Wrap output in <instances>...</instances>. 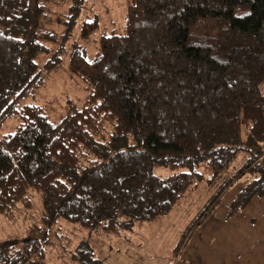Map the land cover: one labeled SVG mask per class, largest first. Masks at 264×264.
<instances>
[{"label":"trees","instance_id":"trees-1","mask_svg":"<svg viewBox=\"0 0 264 264\" xmlns=\"http://www.w3.org/2000/svg\"><path fill=\"white\" fill-rule=\"evenodd\" d=\"M85 1L54 22L48 0H0V216L40 204L21 240L0 243V264H61L69 251L104 264L73 254V239L133 233L204 186L179 250L237 182L229 217L264 197V0H127L93 56L79 43L100 27ZM64 56L85 98L51 120L27 101Z\"/></svg>","mask_w":264,"mask_h":264},{"label":"rangeland","instance_id":"rangeland-1","mask_svg":"<svg viewBox=\"0 0 264 264\" xmlns=\"http://www.w3.org/2000/svg\"><path fill=\"white\" fill-rule=\"evenodd\" d=\"M71 3L72 0H48L47 7L54 22L56 19L63 20L65 18ZM126 3L127 0L85 1L82 8V18L89 21L97 18L100 25L94 36L79 42L88 50L89 56H93L97 51V40L100 36L109 34L114 29L122 28L125 21ZM54 29L57 32L64 30L58 24ZM78 34L79 30L77 29L75 36L71 38L66 48V52L73 42H78ZM54 50L55 48L50 51L53 52ZM46 58H40V66L46 62ZM63 61L65 62L63 66L51 73L45 80L43 87L27 101V104H34L43 108L51 120H58L64 115L68 101L80 105L85 98L80 80L71 77L66 71L67 59L65 56ZM15 125L14 122H8L2 132H9ZM200 187V189L191 190L168 215L151 223L137 224L133 233H123L121 237H92L89 234L77 236L73 239V246L70 250L74 254L77 250L91 249L104 264H174L175 252L184 230L204 206L210 195L206 191L208 190L206 187ZM240 189L241 184L231 188L223 196L222 202L214 210L208 221H264V198L255 199L244 212L226 219L229 211L228 206ZM39 215L40 204L37 200L34 201V208L30 217L27 216V213L17 214L14 221L11 222L0 216V243L9 240H21L29 227V221L31 219L34 221L37 218L39 221ZM57 255L61 256L59 251H57ZM69 258L72 260L70 261L65 256V260L61 264H77L70 251ZM180 264L182 263L180 262Z\"/></svg>","mask_w":264,"mask_h":264},{"label":"crops","instance_id":"crops-1","mask_svg":"<svg viewBox=\"0 0 264 264\" xmlns=\"http://www.w3.org/2000/svg\"><path fill=\"white\" fill-rule=\"evenodd\" d=\"M219 205L184 238L174 264H264V221H208Z\"/></svg>","mask_w":264,"mask_h":264}]
</instances>
